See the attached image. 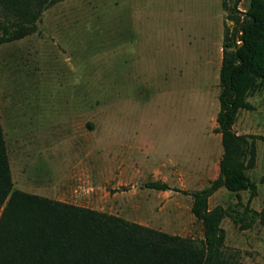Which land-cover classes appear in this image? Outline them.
Wrapping results in <instances>:
<instances>
[{
  "label": "rangeland",
  "instance_id": "374dc122",
  "mask_svg": "<svg viewBox=\"0 0 264 264\" xmlns=\"http://www.w3.org/2000/svg\"><path fill=\"white\" fill-rule=\"evenodd\" d=\"M233 26L221 0H63L48 8L36 33L0 45V117L15 189L202 240L189 195L145 185L194 191L217 178L219 75ZM250 102L264 134V83ZM257 145L259 165L248 175L261 210L264 140ZM236 202L222 188L209 208ZM221 226L236 264H264V224L241 230L227 217Z\"/></svg>",
  "mask_w": 264,
  "mask_h": 264
},
{
  "label": "trees",
  "instance_id": "16d2710c",
  "mask_svg": "<svg viewBox=\"0 0 264 264\" xmlns=\"http://www.w3.org/2000/svg\"><path fill=\"white\" fill-rule=\"evenodd\" d=\"M63 0H0V45L38 31L44 12ZM221 0L233 28H226L220 68V94L215 132L223 153L219 174L208 186L194 191L147 182L156 191L175 190L192 199L191 212L203 225L200 241L170 235L121 217L52 200L15 189L0 117V264H236L224 252L225 218L241 230L264 224V208L251 201L257 184L248 171L257 159L256 140L239 135L234 124L240 110L253 111L248 98L264 83V0ZM264 183V176L261 179ZM234 193L237 202L209 208L220 189ZM249 192L243 202L241 192Z\"/></svg>",
  "mask_w": 264,
  "mask_h": 264
},
{
  "label": "crops",
  "instance_id": "0c3cea01",
  "mask_svg": "<svg viewBox=\"0 0 264 264\" xmlns=\"http://www.w3.org/2000/svg\"><path fill=\"white\" fill-rule=\"evenodd\" d=\"M248 99H249V102H250L251 101V97L248 98ZM254 107H255V110H253V111L240 110V111H245L241 119H240V113L241 112L239 111L238 116H237V120H236V122H235V124L233 126L234 127V130L237 132V134H239V135H257V136H264L263 133H258L254 129L255 127H259L261 125L260 124V118L259 117L258 118L257 117H254V115H253L257 111V106L254 105ZM257 141L258 140H256V142H255L256 143V150H257V159H256V165H255L254 169L258 167L259 160H260L259 152H258V149H257L258 148ZM254 169H252V170H254ZM257 190H258V195L253 199V206L251 205V207L254 208V209H255V207H254L255 200L258 199L259 196H260V191H259L258 187H257ZM217 192H219V191H217ZM244 192H246V191H244ZM244 192H241L240 193L243 202H245L244 201V196L242 194ZM248 196H249V193H248ZM256 210H258V209H256Z\"/></svg>",
  "mask_w": 264,
  "mask_h": 264
}]
</instances>
